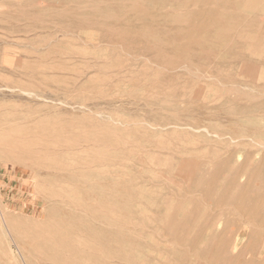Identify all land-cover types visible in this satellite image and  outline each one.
<instances>
[{"label": "rangeland", "instance_id": "1", "mask_svg": "<svg viewBox=\"0 0 264 264\" xmlns=\"http://www.w3.org/2000/svg\"><path fill=\"white\" fill-rule=\"evenodd\" d=\"M263 244L264 0H0V264Z\"/></svg>", "mask_w": 264, "mask_h": 264}, {"label": "bare ground", "instance_id": "2", "mask_svg": "<svg viewBox=\"0 0 264 264\" xmlns=\"http://www.w3.org/2000/svg\"><path fill=\"white\" fill-rule=\"evenodd\" d=\"M199 132V131H198ZM207 133V132H206ZM83 215V214H82ZM264 245V244H263Z\"/></svg>", "mask_w": 264, "mask_h": 264}]
</instances>
